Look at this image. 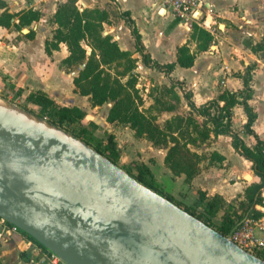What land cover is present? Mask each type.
Listing matches in <instances>:
<instances>
[{"label":"water","instance_id":"1","mask_svg":"<svg viewBox=\"0 0 264 264\" xmlns=\"http://www.w3.org/2000/svg\"><path fill=\"white\" fill-rule=\"evenodd\" d=\"M35 118L68 140L0 112V218L64 264H264Z\"/></svg>","mask_w":264,"mask_h":264},{"label":"crops","instance_id":"2","mask_svg":"<svg viewBox=\"0 0 264 264\" xmlns=\"http://www.w3.org/2000/svg\"><path fill=\"white\" fill-rule=\"evenodd\" d=\"M0 1L10 14L30 8L38 10L40 14L38 21L28 27H20V30L0 27V74L10 78L16 88L25 89L26 93L32 90L54 93L55 90L48 84L49 78L54 75L67 77L72 85L74 76L60 71L61 61L67 56L66 47L60 44L50 56L44 53V43L50 39L53 29L50 19L57 4L63 0ZM76 5L79 10L99 9L107 15V23L103 25L104 34L110 35L120 49L139 59V71L147 67L135 52L134 40L121 17L123 12H127L134 22L146 52L159 64L175 62L177 48L183 45H187L191 52L196 51L195 43L190 40L193 23L210 32L213 39L209 48L196 54L191 67L176 66L169 77L159 74L168 82L181 83L183 91L179 90L180 100L190 110L184 94L189 95L195 107H199L216 100L223 90L237 92L242 89L240 75L247 66L254 65L247 103L256 117L250 129L264 141V52L253 51L264 37V0H203L202 9L195 11L189 20L181 22L173 17L163 0H76ZM12 22L17 21L12 19ZM202 22H205V26L201 25ZM109 108H105V118ZM80 109L86 111L83 107ZM234 117L238 118L236 124ZM86 119L91 121L87 114ZM245 122L242 107L234 106L231 130L247 147H252L253 137L242 130ZM210 138L212 141L208 151L223 159H209L210 167L200 164L199 173L189 183L184 182L182 174L173 175L163 166L165 151H160L156 168L148 166L158 186L187 206L196 199L198 191L206 196L218 193L228 201L242 198L245 188L259 182L251 169V162L232 148L228 135L211 133ZM261 197L263 204L256 206L264 212V189ZM33 243L22 232H2L0 264H45L43 255L28 249L29 244Z\"/></svg>","mask_w":264,"mask_h":264},{"label":"trees","instance_id":"3","mask_svg":"<svg viewBox=\"0 0 264 264\" xmlns=\"http://www.w3.org/2000/svg\"><path fill=\"white\" fill-rule=\"evenodd\" d=\"M0 9L2 10L0 27L6 29L28 27L38 21L40 16L38 10L31 8L10 14L1 1ZM121 17L130 30L135 52L139 55L141 63L149 69L162 73L165 77H169L176 66L191 67L196 54L206 51L213 39L210 32L193 23L190 40L195 43L196 51L191 52L187 45H183L177 48L175 62L159 64L144 49L140 35L129 14L123 12ZM12 19L17 22H12ZM50 23L53 29L50 39L44 43V53L50 56L52 51L58 50L59 45L63 44L66 47L67 56L61 64L64 67L84 65L72 79L73 92L86 97L92 107L111 103L105 118L107 123L125 124L134 132L136 138L144 137L154 145L163 144L167 150L162 163L171 174H182L184 182L189 183L197 175L198 163L202 160L195 149L203 145L210 138V134L214 133L230 137L232 148L251 162V169L259 182L245 188L242 198H232L228 201L218 193L207 198L205 193L199 191L193 203L187 206L163 192L146 164L131 162L129 166L123 167L130 176L222 236H226L250 208L262 204L264 141L260 140L250 129L256 116L247 103L250 93L249 82L254 65L247 66L240 75L242 89L237 92L223 90L216 100L199 107H195L189 100V95L184 94L190 110L204 119L201 123L188 115L172 117L165 120L160 127L138 109L140 98L135 88L137 76L132 73L136 68L137 60L130 52L120 49L110 35L104 34L103 25L107 23V15L103 11L99 9L79 10L76 0H63L57 4ZM253 51L264 52V37ZM170 83L172 88L175 85L181 86V83L177 81L170 80ZM18 89L21 92V89ZM174 96L178 100L177 95L174 94ZM24 100L38 107V118L82 141L117 165L119 150L113 136L107 134L106 141L96 138L94 135L96 124L87 120L86 113L79 107L59 105L42 90L29 91ZM236 105L242 107L246 116L242 130L253 137L252 147H247L238 134L231 130L232 109ZM167 139L171 145H166ZM211 155L218 160L223 159L216 154ZM198 208L202 210L199 211ZM256 256L264 261V251L256 253Z\"/></svg>","mask_w":264,"mask_h":264},{"label":"rangeland","instance_id":"4","mask_svg":"<svg viewBox=\"0 0 264 264\" xmlns=\"http://www.w3.org/2000/svg\"><path fill=\"white\" fill-rule=\"evenodd\" d=\"M136 60V68L132 71V73L137 76V84L135 88L137 89V94L140 98L138 109L141 113H143L154 124L160 127L163 125L165 120H168L172 117L190 115L200 123L204 120L203 118L197 116L193 111L185 108L179 96V92L183 91L181 86L175 85L172 88L171 83L166 81L163 75H160L152 69L147 68L141 69L139 71L137 69L139 65V59ZM83 66L84 65L64 67L61 64L60 71L63 74L70 73L72 76H76L78 71L82 69ZM48 81L50 87L55 90L54 93L48 94L54 98V101L57 102V104L62 106L78 104L80 106H78L79 108H85L84 110H86L85 112L87 114V118L91 119V121H94L97 124V129L94 132L96 138L106 141L107 134H111L113 136V140L119 150V157L117 161V165L119 167L124 169L125 167L129 166L131 162L144 163L153 169L157 167V164L159 163L157 159L160 155V151H165L166 153L167 150L163 144L154 145L152 142L147 141L144 137L136 138L134 136V132L125 124L107 123L105 121L104 111L105 108L110 107L111 103L108 102L103 106L97 107L90 106L86 97L83 98L82 96L73 92V85L69 84L67 77L63 76L61 78L57 75H54L51 76ZM19 92V89L16 88L12 82H10V78L0 74V101L12 105L24 113L37 117L39 111L38 107L28 104L24 100L25 95L27 94L26 90L21 89L20 94H18ZM174 94L177 95L178 100ZM237 121L238 118L234 117L235 124ZM208 126L210 127V125ZM211 141L212 139L209 138L203 145L195 149L202 159L198 163V170L200 164H202L203 167H210L211 165L209 163V159H215V156H212V153L207 149L210 147ZM166 145H171L168 139ZM204 161H207V163L205 162L204 164ZM178 175L179 174H177V176ZM163 192L165 193L166 191L163 190ZM210 196L206 197L208 198ZM198 210L201 211L202 208H198ZM214 221L215 223H218L217 220Z\"/></svg>","mask_w":264,"mask_h":264},{"label":"built area","instance_id":"5","mask_svg":"<svg viewBox=\"0 0 264 264\" xmlns=\"http://www.w3.org/2000/svg\"><path fill=\"white\" fill-rule=\"evenodd\" d=\"M173 17L178 21L189 20L192 14L202 9L203 0H163ZM205 26V22H202ZM208 28V27H206ZM4 231L21 232L15 226L0 218V235ZM245 252L255 255L264 251V212L254 205L225 236ZM28 249L43 255L45 264H64L58 256L33 241Z\"/></svg>","mask_w":264,"mask_h":264},{"label":"bare ground","instance_id":"6","mask_svg":"<svg viewBox=\"0 0 264 264\" xmlns=\"http://www.w3.org/2000/svg\"><path fill=\"white\" fill-rule=\"evenodd\" d=\"M0 112H2L4 114L14 118L15 120H18V121L26 124V125H29L33 128H36L42 132L49 133V134L54 135L56 137H59L60 139H63V140H68V137H66L63 134L53 130L47 124L36 119L34 116L26 114V113L22 112L21 110L13 107L7 103H4L2 101H0Z\"/></svg>","mask_w":264,"mask_h":264}]
</instances>
